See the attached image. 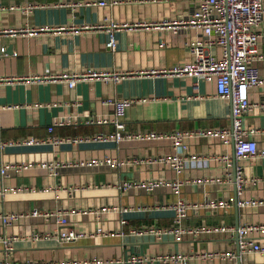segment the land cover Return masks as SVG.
I'll list each match as a JSON object with an SVG mask.
<instances>
[{"label":"crops","instance_id":"obj_1","mask_svg":"<svg viewBox=\"0 0 264 264\" xmlns=\"http://www.w3.org/2000/svg\"><path fill=\"white\" fill-rule=\"evenodd\" d=\"M194 6V0H106L104 4L100 0H0V74L11 76L0 84V139L12 140L0 148V160L29 163L19 172L10 169L0 174V212H31L35 207L67 209L66 226L92 231L101 224L111 230L108 234H89L61 241L56 236L44 235L62 226L54 215L30 213L9 224H4L0 217V233L25 234L16 240L11 257L126 259L133 253L237 248L236 232L229 231L184 234L180 238L173 234L159 237L152 233H130L132 226L172 223V204L178 196L194 202L211 198L233 201V205L226 208L190 207L183 217L187 225L264 222V156L237 159L232 155V162L226 165L211 157L224 151L233 154V144H226L219 137L188 138L186 152L210 156L203 164H192L180 171L164 163L123 162L119 166L76 163L93 156L171 153L175 148L168 137L120 141L112 137H80L58 143L51 139L53 134L82 136L113 130V122L97 120L101 114L112 112L113 106L103 102L108 95L134 98L122 115L127 129L165 131L230 124L231 100L218 93L214 79L197 81L188 73L153 71L193 59L188 44L205 36L202 28L189 25L174 31L161 21L186 17ZM143 20L147 22H141ZM112 21L117 24L112 25ZM33 28L38 30H28ZM262 28L264 30V23ZM111 31L115 36L114 48L107 46ZM213 51L220 54L221 47L215 46ZM253 55L254 63L264 76V33ZM86 66L113 68L125 71L126 75L118 80L81 79L73 87L68 86L65 79L45 77ZM249 96L252 107L245 114L244 123L254 128L251 136L257 139L259 147H264V84L250 87ZM60 116H67V121L56 123L49 130L48 126ZM31 135L38 140L22 139ZM53 160H57L58 165L41 163ZM239 161L249 180L237 193L233 179L221 180L229 171H234V164ZM151 177H179L184 182L178 192L169 185L153 190L118 186L123 179ZM192 178L201 179L192 181ZM5 185L15 188L1 192ZM236 195L240 199L262 200L237 205ZM121 228L124 233H117ZM34 232L40 237L33 238ZM255 235L264 244V231ZM4 254L0 240V257ZM108 264L178 263L147 259ZM187 264H238V260L194 256ZM241 264H264V251H247L242 255Z\"/></svg>","mask_w":264,"mask_h":264},{"label":"built area","instance_id":"obj_2","mask_svg":"<svg viewBox=\"0 0 264 264\" xmlns=\"http://www.w3.org/2000/svg\"><path fill=\"white\" fill-rule=\"evenodd\" d=\"M117 1V0H113ZM195 6L192 12L186 17L165 18L161 22L169 24L174 31H178L184 26H197L202 28L205 36L197 37L188 44L193 59L180 64H175L163 70L154 69L155 72L169 73H188L199 79H214L217 91L221 96H227L231 100V124L207 125L193 128H174L171 130L160 131L157 129H127L125 121L122 118L126 108L130 105L134 98L130 96L117 97L108 95L103 98V102L113 106L111 113L101 114L97 120L100 122H113L114 128L111 131H101L95 134H84L82 136H61L52 135L54 142H61L63 139L77 140L80 137L108 138L112 137L116 141L123 138H159L168 137L172 140L175 151L168 153H149L145 155L132 157H119L113 155H104L102 157L93 156L81 158L76 163L82 164H108L110 166H119L123 162H146L149 164L164 163L170 165L176 171L182 170L184 167L194 164H203L210 156L207 154L188 153L186 152L190 137L216 136L226 144H233L234 151L231 154L228 151L214 153L212 158L223 161L226 165L232 162V155L237 159L253 158L258 155L264 156V147H259L257 139L251 136L254 128L248 127L244 123L245 114L252 107V100L249 96V88L264 84V76L260 73L259 67L254 63L253 52L259 41L260 35L264 33L262 24L264 23V0H194ZM100 3H106V0H100ZM141 22L146 23V20ZM112 25L117 23L112 21ZM101 25V24H96ZM89 26V25H86ZM13 29V28H9ZM20 29H23L20 28ZM35 32L38 29H28ZM109 48L115 46V36L113 31L107 41ZM215 46L221 47V52L213 51ZM126 75L125 71L108 68H95L86 66L79 70L62 71L56 74H46L49 78H62L67 81L68 86L73 87L78 80L91 77L104 78L106 80H118ZM11 76L0 74V84L10 80ZM42 77V76H41ZM144 99V98H143ZM68 117L60 116L54 123L50 124L49 130L54 128L56 123L66 122ZM27 142L37 141L38 138L31 135L22 138ZM12 140L0 139V148L6 142ZM44 165L56 166L57 160L43 161ZM29 163L22 161H2L0 160V174L8 173L10 169L19 172L28 166ZM201 178H192V181H198ZM214 179V178H213ZM216 179L221 180L220 177ZM233 179L237 193L244 188L245 183L249 180L246 176L242 162L234 164V171H229L228 176L222 178ZM255 180V178H251ZM184 180L182 178L168 177H151L146 179L128 180L123 179L118 182V186L123 189L131 187L144 188L153 190L158 186H171L175 191H179ZM15 186L5 185L1 188V192L7 189H14ZM258 198H238V203L251 204L261 201ZM205 205L212 208L230 207L233 205L232 199L227 198H211L205 202H194L178 196L172 204L174 208V218L172 223L167 225H147L132 226L130 233L143 234L152 233L162 237L164 234H173L176 238L182 237L184 234L198 235L203 232L229 231L239 234L238 244L240 251L234 249H203L192 250L190 253L182 251L160 252L155 254H139L133 253L126 259L115 257H67L62 259H45V258H24L18 259L10 256L17 239L25 237V234L0 233V240L3 242L5 254L0 257V264H108L114 261L125 260L129 262L145 261L147 259H158L161 262H173L178 264H187L191 257L198 256L201 258H219V259H237L247 251H264V244H261L256 237V232L264 231L263 221H249L239 224L238 226L231 223H212L187 225L183 221V217L190 207ZM69 210H40L37 207L31 212L4 210L0 212V217L4 224L12 223L19 220L27 214H44L45 216L56 217L61 223V227L56 232H46V237L56 236L61 241H70L84 235L108 234L111 230L104 229L99 224L94 230L86 231L77 229L74 226H66L69 222ZM54 233V234H53ZM117 233H124V229L117 230ZM33 238H39L40 234L34 232Z\"/></svg>","mask_w":264,"mask_h":264},{"label":"water","instance_id":"obj_3","mask_svg":"<svg viewBox=\"0 0 264 264\" xmlns=\"http://www.w3.org/2000/svg\"><path fill=\"white\" fill-rule=\"evenodd\" d=\"M231 123H232V114H231ZM230 123V124H231ZM235 189H236V186H235ZM238 196L236 195L235 196V204H237L238 205ZM239 225V222L237 221L236 222V226H238ZM236 239H237V241H238V239H239V234H238V232L236 231ZM236 250L239 252L240 251V248H239V244H237V248H236ZM237 260H238V264H241V257L240 256H238V258H237Z\"/></svg>","mask_w":264,"mask_h":264}]
</instances>
